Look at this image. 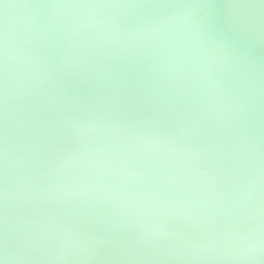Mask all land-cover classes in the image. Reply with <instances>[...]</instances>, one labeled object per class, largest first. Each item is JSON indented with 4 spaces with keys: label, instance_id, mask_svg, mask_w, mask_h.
<instances>
[{
    "label": "water",
    "instance_id": "95a60500",
    "mask_svg": "<svg viewBox=\"0 0 264 264\" xmlns=\"http://www.w3.org/2000/svg\"><path fill=\"white\" fill-rule=\"evenodd\" d=\"M75 2L80 0H0V30L3 5H13L7 10V24L14 47L21 62L32 61L17 77V60H10L6 108L0 56V256L7 234L17 241L9 252L14 264H264L243 256L189 259L180 247L181 241L197 240L207 232L239 236L248 229L245 212L231 207L229 194L251 174L241 134H251L264 147V0H101L147 5L112 11L125 33L172 16L188 25L198 23L226 55V67L191 47L177 57L159 53L148 40L103 44L76 34L68 27L66 10L57 8L52 15L51 7ZM80 120L170 136L193 157L178 176H146L144 164L128 157L127 171L133 175L106 182L137 190L152 187L159 196L171 193L194 206L137 213L87 194L45 192L57 182L58 161L84 143L73 127ZM5 148L9 219L33 221L7 230ZM146 223L182 232L184 238L148 240L143 235ZM52 227L79 237L68 259L55 258V238L41 241L37 247L42 252L25 248L30 237ZM133 249L147 251L134 254Z\"/></svg>",
    "mask_w": 264,
    "mask_h": 264
},
{
    "label": "clouds",
    "instance_id": "9594fccd",
    "mask_svg": "<svg viewBox=\"0 0 264 264\" xmlns=\"http://www.w3.org/2000/svg\"><path fill=\"white\" fill-rule=\"evenodd\" d=\"M5 23L0 30V56L4 66L5 107L7 108L11 59H16L14 73L17 77L27 70L31 60L21 62L20 52L15 48V40L10 35L7 24V10L13 5L4 4ZM27 7V6H25ZM55 9L66 10L70 17L68 27L71 31L86 37L91 36L103 44H127L139 40L153 42L159 53L182 55L191 47L200 54L218 61L226 67V55L221 54L219 45L213 44L198 23L188 25L182 17L172 16L159 20H149L133 33H125L115 23L113 10L136 7L131 4L106 3L101 0H80V2L52 5ZM222 102L234 110L239 106L232 101ZM75 102V101H72ZM78 139L84 143L77 150L63 156L58 161L55 172L59 174L57 182L49 185L44 191L53 196L87 194L104 200L115 201L137 213L158 211L167 213L193 207L183 199L175 198L171 193L159 196L152 187L130 189L106 181L114 176L128 178L132 173L127 171L128 157H135L145 166L143 173L149 177H175L180 174L182 165L187 159L186 150L170 136L139 133L120 128L105 127L97 121H74ZM80 134H84L81 136ZM96 134V135H92ZM251 174L248 180L238 186L230 195V205L234 210H243L249 222L245 233L237 236L234 233H204L201 238L181 241L180 247L189 259H232L243 256L250 261H264V201L261 195V155L264 147L251 134H241ZM112 153L113 155H109ZM6 164L7 154L5 157ZM75 169H88L79 176L66 175ZM4 195V193H3ZM7 196L10 198L9 190ZM5 229H16L21 225L33 223L26 218H12L4 221ZM144 237L148 240L169 239L171 233L163 226L144 225ZM55 238L58 242L56 259H68V254L76 248L79 237L72 232L62 231L57 227L49 228L46 233L30 237L29 245L39 246L42 240ZM4 252V249H3ZM10 249L8 250V254ZM9 257L14 259L13 256ZM0 264H4L0 256Z\"/></svg>",
    "mask_w": 264,
    "mask_h": 264
},
{
    "label": "snow or ice",
    "instance_id": "6c2138e0",
    "mask_svg": "<svg viewBox=\"0 0 264 264\" xmlns=\"http://www.w3.org/2000/svg\"><path fill=\"white\" fill-rule=\"evenodd\" d=\"M135 6L136 7H147V5H135ZM6 154H7V148H5V157H6ZM260 166H261V195H262V201H264V153H262V155H261ZM4 170H5V179H4V191H3V193H4V195H3V200H4L3 219H4V221H6L9 218V211H10V198L7 196L9 180H8V176H7L8 168H7L6 161H5V165H4ZM245 219H246V217H245ZM183 238H184V234L182 232H175V233H171V236H170L169 239L183 240ZM16 243H17V241L15 240V238H12V240L10 241L9 237L7 236V234L5 235V238H4V241H3V245H4V248H3L4 249V254H3L4 264H14V260L9 257L8 250L11 247H14V245ZM25 248L29 252H42L43 251L42 249H39L38 247L29 245V244H26ZM131 251L134 254H139L140 252L147 251V250L133 249Z\"/></svg>",
    "mask_w": 264,
    "mask_h": 264
}]
</instances>
